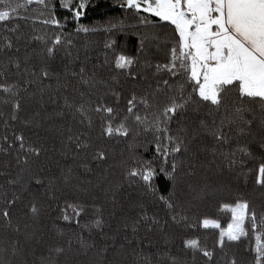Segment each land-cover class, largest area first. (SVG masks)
I'll list each match as a JSON object with an SVG mask.
<instances>
[{
  "label": "snow or ice",
  "instance_id": "6c2138e0",
  "mask_svg": "<svg viewBox=\"0 0 264 264\" xmlns=\"http://www.w3.org/2000/svg\"><path fill=\"white\" fill-rule=\"evenodd\" d=\"M94 6L95 0H0V28L11 33L0 36V54L7 58L6 63H0V93L8 97H0V103L10 106L8 120L18 119L22 110L20 94L27 92L29 85L35 84L43 90L44 81L54 79L59 91V87L66 89L74 80L81 86L74 89L79 99L69 102L66 97L64 111L57 115L71 116L89 127L94 117L99 119L102 138H127L135 130L132 124L139 129L137 135L142 132L151 137L138 145L145 150L150 146L151 158L134 154L130 158L131 165L125 167L123 183L109 190L112 204L109 217L116 218L118 212H124L118 194L127 185L134 191L142 189L144 195L163 203L175 224L184 222L189 229H219L216 246L221 251L241 242L250 232L264 229V213L258 214L246 200L220 204L222 212L231 214V222L226 228H221L215 219L205 217L193 225L187 223V217L172 214L177 208L176 189L181 172L187 166L184 175L194 176L202 154L210 152L213 160H219L218 170L226 165L229 171H235L237 165L242 166L247 160L255 162L259 156L255 184L264 187V0H119V6L145 28L139 41L140 57L114 54L109 60L105 56L103 63L93 65L89 72L86 67L89 57L85 52L77 71L75 62L81 57L79 53H73V41L65 40L59 31L63 24L57 14L64 9L72 19L79 21L87 15L88 8ZM21 21L31 25L28 32L20 31ZM37 24L41 28H37ZM167 26L171 27L165 44L161 33ZM124 27L123 21H110L105 31L115 35L113 29L120 31ZM77 31L88 33L97 29L82 24ZM39 32L44 34H37ZM162 45H165L164 49ZM21 47L26 49L23 58L18 55ZM115 47L114 40L104 43L105 49ZM153 47L165 51L166 62H152ZM28 48L32 49L31 54H28ZM58 58L60 65L54 68ZM140 60H143L144 69L152 70L154 76L167 74L168 78L157 79L149 95L138 97L133 93L124 105L125 114L114 126V121L120 116L119 101L122 97L112 84H118L121 76H130L135 80L137 76L133 68L140 64ZM9 65L20 73V78L10 83ZM101 69L108 72L107 78L101 75ZM61 75L65 77L63 81ZM161 94L163 100L160 99ZM109 96L113 99L112 103L108 102ZM4 116L5 113L0 110V117ZM8 120H5L6 127ZM173 123L177 124L175 130L172 129ZM68 131L71 133L70 128ZM206 138L212 140L211 146L205 143ZM14 139L19 142L20 150L36 157L40 155L42 149L26 146L23 135H15ZM8 140L5 135L3 141L7 147L0 144V153L9 154L13 145ZM69 142L80 150L90 147L88 143L81 142L79 135H68L65 148L69 147ZM225 147L227 151H224ZM23 159L27 164V156ZM106 159L107 155L102 150L94 152L91 157L93 162ZM20 160L21 157L17 156V163ZM79 167L85 172L92 170L87 159ZM71 174L72 169L69 168L64 177L66 184L71 183ZM8 183L15 185L18 191H25L29 183L42 184V181L26 168ZM212 187L207 182L189 185L197 196L201 192L209 194ZM165 192L169 195H158ZM52 198H55V193ZM19 199V196L9 199L5 194L4 204L0 206V229L11 233L10 242L0 248V264H29L27 257H36L41 248L43 251H39L38 259H33L31 264H58L54 258L63 257L67 251L60 243L63 233L55 228L48 229L41 207L31 201L24 213L27 219L14 224L12 209ZM130 208L135 215L124 213L120 226L131 228L134 235L139 233L140 228H144L146 233L156 229L162 231L168 223H162L156 214L150 216L142 201L134 202ZM69 210L72 216L68 214ZM82 215L88 217L83 224L78 219ZM73 217L76 219L73 220ZM59 219L77 225V251L87 252L95 246L84 239L82 233L91 234L95 229L99 230L97 234L101 237L108 235L104 232V228L109 226L105 208L96 200L66 203ZM125 239L130 246L131 240ZM262 241L264 233L257 234L255 246L250 249L251 264H264ZM182 243L184 249L199 253L205 264H214L215 250L204 247L199 239L188 238ZM132 251L143 264H153V257L144 255L143 249ZM171 260L172 264H176L175 257ZM156 264H160V259L156 260ZM230 264H238V261L232 259Z\"/></svg>",
  "mask_w": 264,
  "mask_h": 264
},
{
  "label": "trees",
  "instance_id": "16d2710c",
  "mask_svg": "<svg viewBox=\"0 0 264 264\" xmlns=\"http://www.w3.org/2000/svg\"><path fill=\"white\" fill-rule=\"evenodd\" d=\"M57 15L63 24V28L59 31L63 33L65 40L71 39L73 41L75 45L73 53H79L81 57L80 61L75 62V70H79L85 52L89 57V61L86 62L89 72L92 71L93 65H101L105 56L109 60L113 58L114 54H124L137 59L140 57L139 41L145 28L119 6V0H95V6L89 7L87 15L79 21L72 19L64 9H60ZM110 21L112 23L123 21L125 27L120 31L113 29L116 34L111 35L105 31L109 27ZM82 24L89 28H95L97 31L78 32L77 30ZM30 26V24L26 25L21 21L20 31L26 33ZM36 27L41 28V25L37 24ZM170 27L167 26L161 33L165 44H167L166 37ZM37 34L44 33L39 32ZM3 35H11V33H6L3 28H0V36ZM109 39L116 42L115 49L104 48L105 41ZM161 48L164 49L165 45H162ZM31 51V48L27 49L28 54H31ZM25 52L26 49L21 47L19 57L23 58ZM151 60L153 63L166 62L165 51L153 47ZM6 62L7 58L0 54V63ZM59 65L60 60L58 58L53 67H59ZM133 71L137 76L135 80L131 79L130 76H121L118 84H112L122 97L119 101L120 116L114 121V126L120 122L121 117L125 114L124 105L133 93L138 97L149 95L153 91L157 79L168 78L167 74H163L162 77L154 76L152 70L144 69L143 60H140V64L135 66ZM101 75L107 78L108 72L101 69ZM19 78L20 73L16 71L14 66L9 65L8 82L16 81ZM64 79L65 77L61 75V80ZM57 87L54 79L44 81L43 90H40L35 84L29 85L27 92L20 94L22 110L18 113V119L15 121L8 120L7 114L10 111V106L0 103V110L5 113L4 117H0V144L7 147L3 141V137L6 135L9 138L8 143L13 145L9 154L0 153V206L4 204L5 194L9 199L14 196L20 197L12 209L14 224L22 223L27 219L24 213L27 211L26 205L30 201L37 203L42 209L47 228H55L63 233L60 243L67 251L63 257L54 258L58 264H143L140 257L136 256L132 249H136L137 252L143 249L144 255L153 257V264H156L157 259H160V264H172V257H175L176 264H205L204 258L199 253L194 254L192 250L183 248L182 242L188 238L199 239L204 247L209 250L214 249L216 253L214 264H230L232 259H236L238 264H251L252 253L250 249L255 246V236L264 233V229L250 232V235L243 238L241 242L233 243L221 251L216 246L219 229L199 227L189 229L184 226V222L175 224L171 221V214L163 203L156 202L150 195H144L142 189L134 191L127 185L118 194L124 212H118L116 218L109 217L108 213L112 209L111 197L108 195L109 190L123 183L122 177L125 167L131 165L130 158L134 154L151 158L150 146L147 150L138 147L151 137L142 132L137 135L139 129L132 124V121H129L128 123L132 124L135 129L129 137L102 138L99 119L94 117V122L89 127L87 123L81 124L78 119L74 120L71 116L57 115V113L64 111L66 97L69 102L73 99H79L74 89H80L81 86L72 80L66 89L59 87V91H57ZM0 97L8 99L7 95L3 93H0ZM107 99L109 103L113 102L111 96ZM160 99L163 100L162 94ZM140 111L143 115V109ZM5 120H8L7 127ZM25 121L29 123L26 124ZM69 128L71 133L68 131ZM176 128L177 124L173 123L172 129L175 130ZM70 134L79 135L81 142L88 143L90 147L80 150L69 142V147L65 148L64 142ZM15 135H23L26 146L41 148L40 155L36 157L20 150L19 142L14 139ZM205 143L211 146L212 140L206 138ZM99 150L106 153L107 159L93 162L91 157L94 152ZM224 151H227V147ZM17 156L21 157L19 163H17ZM25 156H27V164L24 163L23 158ZM85 159L89 161L91 172H85L83 168L79 167V164ZM258 163L259 156L255 162L247 160L242 166L237 165L235 171H229L226 165L222 170H218L219 160H213L210 152L202 154L197 161L194 176L184 175L187 166L181 172V179L176 189L177 208L172 214L179 213L180 216L187 217V223L193 225L198 224L199 220L205 217L215 219L220 223L221 228H226L231 222V214L220 210L222 203L246 200L258 214L264 213V187L255 184V170ZM26 168L33 171L42 181V184L29 183L28 190L18 191L15 185L8 183V180L15 178L17 173ZM69 168L72 169V179L71 183L66 184L64 177ZM205 182L213 186L212 191L207 195L201 192L197 196L189 189L190 184H204ZM53 193H55V198H52ZM160 194L169 195L167 192L158 193V195ZM91 200H96L105 208V218L108 220L109 226L104 228V232L108 235L101 237L97 234L99 230L95 229L92 230L91 234L82 233L83 238L95 246L88 249L87 252L77 251L79 249L76 240V234L79 232L77 225L74 222H65L59 217L66 203ZM137 201L146 204L150 216L156 214L162 223L168 222L162 231L156 229L152 233H146L144 228H140L139 233L134 235L131 228L124 229L120 226L124 213L129 216L135 215V211L130 208V205ZM68 214L73 215L71 210L68 211ZM75 219L73 217V220ZM78 219L83 224L88 217L82 215ZM126 237L131 240L130 246L125 239ZM10 238L11 233L9 231L0 229V248L7 246ZM68 241H71L70 245ZM101 249L108 250L101 251ZM39 251H43V249L41 248ZM39 251L36 257L31 255L27 257L29 264L33 259H38ZM164 253L167 255L164 256Z\"/></svg>",
  "mask_w": 264,
  "mask_h": 264
}]
</instances>
